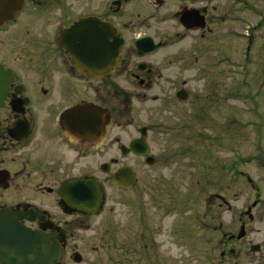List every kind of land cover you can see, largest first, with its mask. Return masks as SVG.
I'll return each instance as SVG.
<instances>
[{
	"label": "flooded vegetation",
	"instance_id": "1",
	"mask_svg": "<svg viewBox=\"0 0 264 264\" xmlns=\"http://www.w3.org/2000/svg\"><path fill=\"white\" fill-rule=\"evenodd\" d=\"M229 2L91 0L90 10L72 16L65 0H0V235L50 236L61 247L55 264H264L263 123L250 158L236 154L228 162L212 158V136L200 130L211 126V71L240 73L264 39L263 9ZM131 88L151 101L161 96L146 93H168L158 115L167 102L186 108L174 120L190 123L166 132L171 151L153 155L148 135H164L159 125L134 127L125 142L112 132L132 126L113 116ZM83 104L106 114L72 112ZM139 138L144 156L129 147ZM132 156L148 171L173 162L172 179L159 170L142 182L146 171L131 166ZM249 163L259 171L244 170ZM127 167L135 182L124 188L116 178L128 182L120 173ZM75 179L99 185L97 207L78 205L75 190L64 186ZM107 183L125 193L136 233L130 219L105 217ZM144 193L155 214L143 205ZM171 211L173 248L164 252L153 236Z\"/></svg>",
	"mask_w": 264,
	"mask_h": 264
},
{
	"label": "rangeland",
	"instance_id": "2",
	"mask_svg": "<svg viewBox=\"0 0 264 264\" xmlns=\"http://www.w3.org/2000/svg\"><path fill=\"white\" fill-rule=\"evenodd\" d=\"M65 1H67L68 4H64L67 8H63V10L69 11L72 13V16L79 13L81 8L84 10H90L91 8V0H80V2L75 0ZM227 1L230 5L229 0ZM246 1L250 5L259 6V8L264 11V0ZM246 13L247 12L244 10L242 14L245 18L251 20L250 18L252 17H247ZM260 42L263 43L255 47L254 60L245 61L243 70H241L240 73L238 69H231L230 67L221 73L215 70L211 71V88L214 91L212 93V98L214 99L215 97V102L212 101L213 104L208 113L211 117V126L207 123L206 126L201 127L200 130L212 136V158L219 157L225 162H228L236 154L242 155L244 159L250 158L248 155L258 147L256 144L257 131H255V127L259 122L263 123L261 135L264 134V39ZM229 47L231 46L229 45ZM215 48L221 49V45L218 44ZM241 81L243 85L239 86ZM142 94L141 91L131 88L128 94L131 96L129 97V102L124 101L119 107L120 112H115L113 116L115 117L116 115V119L114 120H131L132 126H128L124 130H121L119 127H113L112 132L119 136L122 142H125L135 134L133 131L134 127L148 123L159 125L163 128V132H165L164 135L161 136L156 133H150L148 135V139L152 144L153 155L156 156V154H160L161 149H169L171 151L173 142L171 136L167 135V133L174 132L172 128L177 122L184 121L190 123L191 120H174L177 114L180 115L182 113L184 107L183 105L179 108L175 107V104L173 105L172 102H167L166 111H160V114H157L158 109L162 107L160 98L168 96V93H146L147 97L151 95L161 96L154 101L148 100L147 98L144 99ZM115 103H117V101ZM184 111L186 112V108ZM120 114L121 116H119ZM154 132H156V130ZM202 132L199 133L204 134ZM184 133L187 134V131H184ZM219 139L225 140L218 142ZM261 148L264 150V141ZM105 158L106 157H100V161ZM130 164L133 168H136L137 171H146V177L140 178L142 182L149 180L147 178L148 175L156 176L159 170L163 172L165 177L171 178L172 176L171 168L173 162L171 161L166 163L156 162L157 166L151 168L150 171L142 166L144 163L140 158L132 156L130 158ZM243 169L259 171L254 167L253 163L245 164ZM179 186H182V184ZM141 187L142 184H139L137 189ZM179 190L181 192L183 190L182 187H180ZM104 194L105 217L107 218L110 216L113 222L118 224L130 219L132 223L130 229L133 233H136L137 224L134 223L135 215H133V213L130 215L125 206V193L118 190L112 183H107L104 185ZM147 194H143V205L148 209L149 214L151 211L155 214L154 209H152L153 204L148 201L149 195ZM111 206H113L112 212L109 211V207ZM175 217L176 214L174 211L169 212V214H164L162 217L164 229L161 230L160 235L153 236L157 244H162L164 252H166L167 249L173 248V241L172 238L168 236V229ZM151 225L152 223L150 227ZM120 228L121 230L118 232L122 236V234H124L122 228L124 229L125 226L123 225ZM84 234L89 235L90 231Z\"/></svg>",
	"mask_w": 264,
	"mask_h": 264
},
{
	"label": "water",
	"instance_id": "3",
	"mask_svg": "<svg viewBox=\"0 0 264 264\" xmlns=\"http://www.w3.org/2000/svg\"><path fill=\"white\" fill-rule=\"evenodd\" d=\"M83 22L75 23L72 28L74 30L79 28ZM178 95L179 93H177ZM77 111L79 116L83 112L95 113L100 117H104L106 114L104 109L88 104L80 105L72 112L76 113ZM129 147L137 155L144 156L147 153V144L142 138L131 141ZM150 160V157L147 158V163H150ZM120 173L128 176V182L116 178L122 187L128 188L134 184L135 178L131 168H124ZM64 186L69 190H71L70 188L75 190L73 193H77L79 206L91 205L94 209L101 202V189L97 183H91L87 179H75ZM0 229L5 228L0 227ZM12 229L16 230L17 227ZM51 239L50 236L40 235L36 232H26L13 236L0 235V253L4 255L2 260L5 264H55V261L59 258L61 247L58 243H49L48 241Z\"/></svg>",
	"mask_w": 264,
	"mask_h": 264
}]
</instances>
